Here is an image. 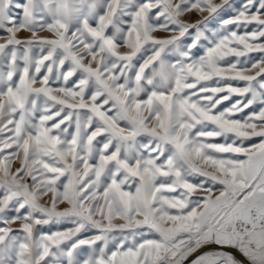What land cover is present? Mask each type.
I'll return each mask as SVG.
<instances>
[{
    "label": "snow or ice",
    "instance_id": "6c2138e0",
    "mask_svg": "<svg viewBox=\"0 0 264 264\" xmlns=\"http://www.w3.org/2000/svg\"><path fill=\"white\" fill-rule=\"evenodd\" d=\"M0 264H264V0H0Z\"/></svg>",
    "mask_w": 264,
    "mask_h": 264
}]
</instances>
